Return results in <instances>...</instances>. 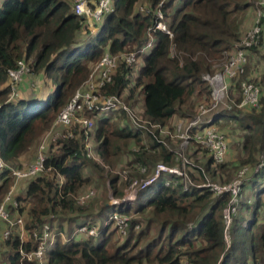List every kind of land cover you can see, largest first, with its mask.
<instances>
[{
    "label": "trees",
    "instance_id": "1",
    "mask_svg": "<svg viewBox=\"0 0 264 264\" xmlns=\"http://www.w3.org/2000/svg\"><path fill=\"white\" fill-rule=\"evenodd\" d=\"M112 3L114 12L95 24L99 31L92 35L85 18L74 14L73 0L0 1V159L8 167L0 171V204L12 184L10 169L22 168L20 158L38 136L50 129L74 92L88 80L107 44L112 55L139 52L147 43L146 32L154 25L155 12L158 9L162 12L171 36L155 31L152 47L137 54L134 67L121 62L104 92L126 94L125 100L131 105L142 96L143 117L168 128L173 118L185 113L189 117L185 109L194 99L198 103L209 101L210 88L201 77L221 68L226 54L240 39L242 17L252 7L251 0H112ZM140 7L149 12H140ZM263 32L258 46L246 52L244 74L227 82L229 99L235 103L242 99L241 82L257 85L260 108L223 111L212 122L218 132L225 123L237 124L245 156L236 162L229 158L228 148L224 163L216 167L206 152L207 161L203 156L196 158L203 150L192 146L188 153L193 163L203 166L209 180L219 184L232 180L229 173L236 172L235 178L241 168H250L243 185V200L230 226V247L226 249L223 237L228 196L213 198L207 188L198 187L205 179L193 167L188 168L187 190H183L177 177L162 176L139 194L133 203L135 207L108 204L97 216L86 215V207L75 201L78 192L89 183L82 172L101 167L84 156L80 130L74 139L59 140L56 146L48 148L45 167L49 171L22 180L23 188L14 189V200L19 206L12 210L23 218L28 232L52 223L53 219L57 220L58 231H63L64 224L69 225L68 232L74 227L97 226V237L58 242L46 254L45 264H264ZM21 60L30 68L32 78L25 76L19 86L20 96L10 101L8 72L15 70ZM34 80L40 83V88L49 86L51 91L43 95L39 90L38 94L34 91L37 88ZM87 116L97 118L93 142L102 161L111 164L109 158L125 155L120 151L121 142L125 141L129 147L138 146L135 148L138 151L131 153V148L129 151L127 164L133 169L144 165L150 173L159 162L176 165L174 155L162 144L146 135L148 141L142 143L140 131L118 126L112 116ZM252 152L263 156V166L256 172L254 169L260 162ZM134 172L135 177L140 176ZM118 180L115 175L109 181L115 197L121 196L116 188ZM167 180L170 183L165 185ZM113 213L132 218L128 235L121 242L112 226H103ZM200 213L203 215L189 229L188 224ZM98 220L103 221L102 225H97ZM2 246L7 249L0 254L4 257L3 264H37L22 260L20 255V250L30 252L37 247L31 238L22 244L13 234Z\"/></svg>",
    "mask_w": 264,
    "mask_h": 264
},
{
    "label": "built area",
    "instance_id": "2",
    "mask_svg": "<svg viewBox=\"0 0 264 264\" xmlns=\"http://www.w3.org/2000/svg\"><path fill=\"white\" fill-rule=\"evenodd\" d=\"M1 1V0H0ZM74 14L83 17L86 24L91 28V34L96 35L99 31L95 24L107 15L114 12L112 0H75ZM250 28L244 36L234 45V48L228 53L226 61L221 68L213 73H205L201 79L208 84L210 88L209 101L197 106L196 114L189 119L183 126H177L174 130L155 124L145 119L141 112L136 111L122 95H110L104 92L107 85L112 82V75L121 62L128 67H134L137 63V54L145 53L152 47L153 33L157 30L162 31L169 36L162 12L158 9L155 12L156 19L154 25L148 28L147 43L139 52L123 53L120 55H112L109 52V44L106 51L101 57L99 63L92 69L88 80L78 88L68 103L58 113L54 123L50 129L44 134L39 145L37 155L34 161L25 169H10V177L14 182L30 179L40 173L49 171L46 168L47 152L50 146H56L59 140L74 139L77 133L83 132V153L86 159L96 164L101 163L95 148L91 147L94 136V123L87 114L96 116H121L128 119L130 124L140 133L150 137L157 143L162 144L169 153L174 155L175 162L179 163L173 166L164 163H157L153 170L149 173L148 168L144 165H137L135 169L139 173V177L133 176L128 178L125 173L117 174L126 183V187L122 190L119 198H111L110 205L122 206L131 205L138 199L139 194L148 187L156 184L162 176H175L181 182L183 190H187L190 186V179L185 169L193 167L203 175L205 183L198 187L207 188L213 198H218L223 194L228 196V204L224 210L223 218V237L226 249L230 247V226L233 218L236 216L239 206L243 200V185L250 172L248 167L241 168L235 178L227 184H219L210 181L205 174L202 165L190 162L185 157V152L191 144L199 147L210 157L213 166H220L224 163L227 154L228 145L225 136L218 132L212 125L213 120L223 111L232 112L234 108L243 109L251 107L255 110L260 108V88L254 83L246 81L240 84L241 101L235 103L228 96V80L236 79L244 74L247 64V50L258 46L263 32L264 21V0H258L255 3ZM140 12L148 13L144 7L139 8ZM30 68L25 61L21 60L17 64L15 70L8 72L10 80L9 100H15L20 96L19 86L25 76L30 74ZM58 127H61L60 130ZM177 142L179 144H177ZM138 151V150H135ZM189 159V158H188ZM263 166L260 162L254 171L256 172ZM8 168L3 160L0 159V171ZM170 182L167 180L165 185ZM12 189L6 194L0 204V221L7 224V228L2 232L4 240L9 239L17 228L15 235L20 242L26 243L28 239L34 240L37 247L30 252L20 250L22 260L36 262L37 264L46 263V254L63 239L62 243L74 241L79 237H97L98 229L95 225H84L74 227L64 237L62 232L54 229L51 224H44L41 228L28 232L24 228L22 217L17 216L13 220L10 217V209L17 208V203L12 198ZM94 197V191L84 192L75 198L77 205L85 206ZM201 217V216H200ZM112 226L120 239L127 237L131 225L130 217L120 215L118 213L111 214L105 221L103 226ZM195 223H189L188 228L192 229ZM138 226H134L137 229Z\"/></svg>",
    "mask_w": 264,
    "mask_h": 264
},
{
    "label": "rangeland",
    "instance_id": "3",
    "mask_svg": "<svg viewBox=\"0 0 264 264\" xmlns=\"http://www.w3.org/2000/svg\"><path fill=\"white\" fill-rule=\"evenodd\" d=\"M258 0H251V3H252V7L250 9L247 10V12L245 13V15L242 17V25H241V29H240V38H242L244 36V34L246 33V31L250 28L251 26V19H252V13L254 11V6H255V3H257ZM75 3V0H73V4ZM89 33L91 34V28L90 26L86 25ZM228 55V54H226ZM247 65V64H246ZM219 70V69H218ZM218 70H213V72H216ZM29 77L31 76V73L28 75ZM32 78V77H30ZM35 81V85H39L36 83L37 80H34ZM207 84V83H206ZM33 85V83L31 84ZM208 85V84H207ZM39 90H41L40 92L44 95L45 93L51 91V89L49 88V86H45L44 88H36L34 89V91H37L38 94H39ZM45 92V93H44ZM126 94H124L125 96ZM123 96V97H124ZM125 98V97H124ZM204 103V102H202ZM202 103H198V101L196 102V100L194 99L190 104H189V108L188 109H185V111H189L188 114L189 117L188 119H191L192 117L195 116L196 114V108L199 104H202ZM135 105V106H133ZM133 108L139 112H141L142 114V111H143V97L142 96H139V98L137 99V102L135 104H133ZM238 113H244V112H238ZM187 114V113H185ZM117 116L115 119L113 118L112 121L113 122H116L118 124V126H126L127 130H134V131H137L131 124L130 122L128 121L127 118H125L123 116ZM143 116V115H142ZM121 118V119H120ZM93 120V123H94V131L96 130V117L94 118H91ZM120 119V120H119ZM118 120V121H117ZM222 121V120H221ZM60 130H62L61 127H58ZM168 128L170 130H173V125L172 124H169ZM216 128V127H215ZM113 129V128H112ZM218 129V128H217ZM48 131V130H47ZM219 131L222 132V131H225L228 133L229 137L232 138V142H231V145H230V148H229V154H230V157L231 159H233L234 161L238 162L240 160V158L244 155L243 154V150H241V146L242 145V141H241V137L242 135L240 134V131H239V128L237 127V124L235 122H232V123H225L223 125V128H219ZM46 132H44L45 134ZM43 134V135H44ZM42 135V136H43ZM42 136H38V138H36L34 144L32 147L29 148L28 152L26 154L23 155V158H20V162L22 164V168H25L27 166H29L35 159L36 155H37V151H38V145L42 139ZM140 139L142 140V143H145L147 142V138L142 134L140 133ZM241 142V143H240ZM177 144H179L177 142ZM120 146V144H118ZM193 146V149L196 148L198 149L199 147L195 146V145H190L186 150H184L185 152V157L188 161L192 162V158L190 159L188 157V153H189V148H191ZM91 147L92 148H95V145H94V142L92 140L91 142ZM138 147V146H137ZM136 146H133L131 145V147H129V145L127 144V142L125 141H122L121 142V146L120 148H122V150H120L121 152L125 153V155H122L119 156V154L117 156H113L111 158H109L111 164L109 162H105L104 160L101 161V163H103V166L101 167L100 164H98V166H100V170H91L90 168L88 169H84L83 170V176L84 177H87L89 178V183L87 184V186H85L83 189H81L78 194L75 196V198L77 196H79L80 194H83L84 192H88V191H94V197L88 202V204H86L85 206H82V207H86V215L88 216H97L98 214H100L101 210L109 204V201L111 198H119V197H115L114 196V189L111 187V183L109 182L110 181V178L113 177V176H117L119 178V176L117 174H122V173H125V175L128 177V178H133V176L136 174L135 172H133V170L131 168H129V164H127V162L130 161V155H129V151H130V148H131V153L135 150V148H137ZM200 149V148H199ZM191 150V149H190ZM201 150V149H200ZM245 152H248L247 150H244ZM200 156H203V160L204 161H207V159L209 158L205 152H201L199 153ZM253 154V157L256 158V160H258L259 162H262V158L263 156H257V153L255 152H252ZM245 156V155H244ZM129 158V159H128ZM189 158V159H188ZM176 163V162H175ZM176 164L179 165V163L177 162ZM113 165V166H112ZM198 165H200L198 163ZM112 166V167H111ZM21 168V169H22ZM249 168V167H248ZM250 170V168H249ZM109 172L110 174L106 173V172ZM185 172L186 174H188V169L186 168L185 169ZM236 173V172H235ZM234 173V174H235ZM234 174L232 172L228 174V176L232 177V180L234 179ZM188 177V176H187ZM223 178H225L223 176ZM61 180V179H59ZM19 181L18 183V188L22 189L23 188V185H25V182H21ZM216 182V181H215ZM14 180H12V184L10 186V189L9 191L12 189V187L14 186ZM125 181L122 179V178H119L118 180V183L116 184V188H119V191L122 193V190L126 187L125 185ZM17 188V189H18ZM19 189V191H20ZM16 190V189H15ZM8 191V192H9ZM22 191V190H21ZM16 196L12 195V198L13 200L15 199ZM15 201V200H14ZM16 202V201H15ZM19 206V205H18ZM136 205L133 204V207H135ZM203 213H200L199 215L195 216L193 219L194 221L190 222V223H195L200 216H202ZM10 217L11 219L13 220L14 218L17 217V211H13L12 209H10ZM21 217V216H19ZM23 219V218H22ZM132 218L130 217V221ZM55 219H53V222L50 223L52 225V227L54 229H57L58 227V223H57V220L54 221ZM24 221V220H23ZM103 221H99L97 222V225L100 226L102 225ZM7 228V224L0 221V254L4 253L7 249L5 247L2 246V242L4 241L3 237H2V232L3 230H5ZM68 228H69V225L67 224H64L63 225V231H60L62 232L63 236L64 237H67V234H68ZM113 228V227H112ZM139 228L135 229V230H138ZM18 231L17 228H14V232L13 234H16L15 232ZM116 238L121 242L122 240L120 239V236L116 234ZM63 239H59V242L62 243ZM4 260V257L0 256V264H3Z\"/></svg>",
    "mask_w": 264,
    "mask_h": 264
},
{
    "label": "crops",
    "instance_id": "4",
    "mask_svg": "<svg viewBox=\"0 0 264 264\" xmlns=\"http://www.w3.org/2000/svg\"><path fill=\"white\" fill-rule=\"evenodd\" d=\"M252 16H253V13H252ZM251 21H252V19H251ZM263 30H264V24H263ZM263 36H264V32H263ZM38 84H40V83H38ZM41 87V85H38L37 86V88H40ZM122 96H124V94H122ZM126 96V95H125ZM124 96V97H125ZM130 104V103H129ZM131 105V104H130ZM132 106V105H131ZM187 115V114H186ZM186 115H183L182 117H175V118H173L172 120H171V122H170V124H172L173 125V130L175 129V127H177V126H183L189 119L187 118V116ZM118 116V115H117ZM189 116V115H188ZM222 134H224L225 135V138H226V142H227V145H228V148H230V145H231V142H232V138L231 137H229V135H228V133L227 132H223ZM233 143V142H232ZM226 157V156H225ZM196 158L197 159H200L201 158V156H200V154L198 153L197 155H196ZM129 168H131L132 170H133V172L136 170L135 169V166H134V169L131 167V166H129ZM137 171V170H136ZM18 185V182H16V183H14V186L12 187V193L14 194L15 192H14V189H15V187ZM4 231V230H3Z\"/></svg>",
    "mask_w": 264,
    "mask_h": 264
}]
</instances>
